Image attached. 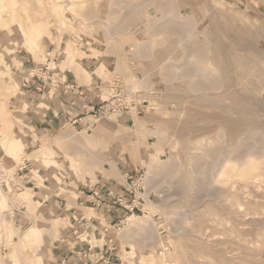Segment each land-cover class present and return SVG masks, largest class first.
Returning <instances> with one entry per match:
<instances>
[{"label":"rangeland","instance_id":"obj_1","mask_svg":"<svg viewBox=\"0 0 264 264\" xmlns=\"http://www.w3.org/2000/svg\"><path fill=\"white\" fill-rule=\"evenodd\" d=\"M159 1L161 0L155 2L151 0L150 2L148 0H1L0 133L3 126L7 127L8 146L0 144V170H10L15 178L14 181L17 180L13 183H18L24 194L40 202L37 211L34 212L33 209L30 211L29 207L22 205L19 201L21 196L17 198L15 193L10 195L14 202V211H12L11 222L6 229L8 240L17 244L18 239L14 232L24 233L32 226L36 218L41 219L44 227L43 233L34 237L37 242L27 245L25 252L21 255L23 264H39L34 258L36 248H33V245L39 247L40 243H44L46 247L45 260L47 261L45 264L55 263L52 258L55 252L53 241H57V237L61 234L59 227L63 226L67 219L63 218L64 213L60 210H57L53 216L46 212H53L64 206L66 210L69 209L74 204L79 189L83 186L91 187L96 182L106 180L108 183H116L115 190H121L126 194L127 201L122 202V205L128 211L122 219L115 224L113 222L108 229L106 248H109L108 252L112 253L111 262L128 264L124 257L126 254H131L135 257L134 264H141L139 253H147L152 257H163L162 264H186L187 258H192L193 261L197 259V264H216V256L219 255L217 251L221 247L225 250L223 249L224 253L219 257H225L231 262L235 261V263L232 262L233 264H237L238 259H243L239 257L246 258L247 255L251 256L249 257L251 264L264 263V234H260L264 231V182L258 181L253 186L247 187L246 191L240 188L238 178L232 179V183L227 187L216 183L217 185L213 184L214 187L209 186L208 188V185L204 184L207 181L204 179L205 173L201 167L215 164L214 155L208 152L224 150L223 153H225L232 150V147L235 148V144L231 148L227 146L229 143H225L226 139L213 137L216 131L209 134L212 139L206 142L204 153L200 150L198 152L186 150L188 140L200 136V132L196 131L203 126L202 121L198 119L199 114L211 116L216 111L221 114L225 113L219 108L206 107L205 109L198 101L200 96L219 95L222 88L214 92L213 90L195 91L191 86L196 83L207 86L216 82L217 78L219 80L220 65L218 64L220 63L224 64L223 66L227 64L225 67L229 69L225 72L226 74H223L224 80L227 79L232 84L239 81V71L231 63L230 56L219 48L230 49L231 47L230 51L233 50L232 52L244 56L252 45V47L255 46L254 49H257L251 50L253 55H260L264 59V0H163L162 4L169 3L168 7L166 5L161 8H159ZM4 20L8 24L10 21L11 24L6 29H1V23ZM17 25L26 31L19 30ZM30 25L36 31L34 36L26 33ZM163 25L182 27L183 31L181 33L174 32V30L169 32L168 28L164 30ZM32 37L37 42L36 46L30 50L25 42ZM193 45L197 48L196 50L199 49V54L204 58L201 62L197 57L189 55L190 50L188 49ZM53 48L59 53L60 70L70 68L80 82H88L89 74L81 68L77 60L94 57L111 62L107 63L109 66L104 63L96 72L101 79L97 85L98 96L100 100H103L101 105L105 106V111H99L101 114L97 112L100 105L89 114L80 116L85 119L76 118L81 121L75 125L66 126L59 133L46 135L33 132L32 128L26 124L23 117V113L27 112L26 102L21 112H14L11 107L10 98L17 92L11 68L18 65L19 56L32 57L35 62H42L43 59H39L38 56L44 55L45 51L51 53ZM217 59L221 62L217 63ZM257 64L252 65L250 70L255 76V73L260 72L259 76L253 78L255 81L250 80V86L247 83L245 87L248 89L264 83V62ZM254 66L260 71L255 72ZM113 80L117 83L113 84ZM261 94L264 102V93ZM263 110L264 105L260 110L261 119L264 121ZM79 123L80 126H78ZM212 129L210 127L207 131ZM149 131L156 134L151 135ZM242 137L237 144L242 145L243 143V145L250 146L260 138L258 135H247V133ZM75 139L81 140L82 146L72 144ZM43 143L51 144L47 157L55 163L54 166L37 167L30 161L28 162L26 155L40 150ZM8 148L10 153L7 152ZM181 150L185 153L182 154ZM85 151L103 160L104 164L97 163L95 158L84 157L83 152ZM151 155L156 158L152 165L148 163ZM22 160H25L23 165ZM126 171L130 173L129 177L125 178ZM48 173L61 179L57 186L63 187L66 197H62L60 192L51 185ZM186 176L192 178L185 179ZM235 181L239 185H235L237 183ZM3 185L2 183V189H5ZM154 185L155 189H153ZM219 185L230 189L225 191L226 193L223 192L227 196H220ZM255 185H257L256 188H254ZM232 187L239 188L233 189ZM232 192H238L241 207L238 205L231 207ZM96 193L97 202L101 199L99 193ZM246 195H250L249 198ZM226 197H230V200ZM222 198L224 199L221 203ZM198 199L205 200L203 203L214 201L215 206L213 207L216 209L211 205H206V207ZM255 201L257 206H254ZM206 208L209 209L204 210ZM46 209L47 211H44ZM87 211L90 217L93 216L91 210ZM131 216L137 219L134 226H137V229L132 228L131 230L126 221ZM251 216L252 218H249ZM242 217L245 221H241ZM93 218L102 222L101 218L96 216ZM202 223L203 226H201L205 230L201 228L199 234L192 236L191 229L196 224ZM255 230L259 231L260 236H256L258 234H255ZM152 235H155V238ZM85 238L90 241L91 246L103 244V241L98 242L87 236ZM98 238L96 236V239ZM152 238L155 240L151 241ZM242 241H247L248 245L243 242L245 247L243 243L240 247L239 242ZM4 243L3 237L0 236V264L2 262L18 264L3 258L9 252V246ZM179 244L183 250H180ZM243 247L249 249L245 251ZM152 249L154 251H151ZM168 249L170 252L167 251ZM194 249L200 250L201 255L203 251H207L205 253L210 257L203 256L204 254L202 257L197 252L194 253ZM227 250L232 254H229ZM150 251L152 254H149ZM233 252L235 254L237 252L239 257L237 258ZM198 255L202 258L199 256L201 258L199 259ZM230 257L235 259H230Z\"/></svg>","mask_w":264,"mask_h":264},{"label":"bare ground","instance_id":"obj_2","mask_svg":"<svg viewBox=\"0 0 264 264\" xmlns=\"http://www.w3.org/2000/svg\"><path fill=\"white\" fill-rule=\"evenodd\" d=\"M30 1V0H28ZM113 1V0H112ZM119 1V0H118ZM147 1V0H146ZM150 2V0H148ZM153 2L157 1V0H151ZM162 1H159V8L161 7H164L166 6L169 2H166L164 4H162ZM217 1V0H216ZM1 2V0H0ZM116 2V1H115ZM148 2V3H149ZM215 2V1H213ZM221 2V1H220ZM119 3V2H118ZM122 3V2H121ZM173 4V2H171ZM231 3V2H230ZM212 4V7H213V3L211 2ZM215 4V3H214ZM1 6V5H0ZM126 6V5H125ZM145 6V5H144ZM217 6V5H216ZM26 7V6H25ZM112 7V6H111ZM127 7V6H126ZM143 7V6H142ZM148 7V6H147ZM168 7V5H167ZM149 8V7H148ZM166 8V7H165ZM172 8V7H171ZM30 9V8H29ZM33 9V8H32ZM150 9V8H149ZM216 9V8H215ZM23 10V9H22ZM31 10V9H30ZM169 10V9H168ZM206 10V9H205ZM26 11V10H25ZM29 11V10H27ZM40 11V10H39ZM134 11V10H133ZM17 12V11H16ZM143 12V11H142ZM158 12V11H157ZM12 13L14 14V12L12 11ZM32 13V12H31ZM30 13V14H31ZM155 13V12H154ZM234 13V12H233ZM132 14V13H131ZM175 14V13H174ZM216 14V13H215ZM118 15V14H117ZM130 15V14H128ZM156 15V14H155ZM258 15V14H257ZM17 17V16H16ZM32 17V16H31ZM142 17V16H140ZM30 18V17H29ZM92 18V16H91ZM128 18V17H127ZM126 18V19H127ZM125 19V18H124ZM211 19V18H210ZM130 20V19H129ZM98 21V20H97ZM213 21V20H212ZM99 22V21H98ZM208 22V21H207ZM210 22V21H209ZM121 23V22H120ZM125 23V22H124ZM127 23V22H126ZM11 24V22L9 21V24L4 20L2 23H1V29H6L9 25ZM93 24V23H92ZM135 24V23H134ZM210 24V23H209ZM120 25V24H119ZM118 25V26H119ZM122 25V23H121ZM138 25V24H136ZM135 25V26H136ZM18 29L19 30H22L23 32L26 31V29H21L19 28V25H17ZM24 27V26H23ZM122 27V26H121ZM162 27V26H161ZM161 27H160V30H161ZM108 28V27H107ZM143 28V27H141ZM163 28L164 30L168 28V31H173L174 32H178V33H181L183 31L182 27H172V26H166V25H163ZM214 28V27H213ZM118 29V28H117ZM11 30V29H8V31ZM110 30V29H108ZM107 30V31H108ZM121 30V29H120ZM210 30V29H209ZM12 31V30H11ZM134 31V30H133ZM150 31V30H149ZM123 32V31H122ZM154 32V31H153ZM186 32V31H185ZM27 34L31 35V36H34L36 35V31L33 30L32 28V25L28 26V30L26 32ZM111 33V32H110ZM151 33V32H150ZM155 33V32H154ZM232 33V32H231ZM177 34V33H176ZM259 34V33H258ZM159 35V34H158ZM191 35V34H190ZM189 35V36H190ZM221 35V34H220ZM255 35V34H254ZM257 35V33H256ZM224 36V35H223ZM171 37V36H170ZM119 38V37H118ZM188 38V36H187ZM188 40V39H186ZM193 40V39H192ZM229 40V39H228ZM238 40V38H237ZM36 42L37 40H33V37L31 39H28L27 42H25V44L28 45L29 49L32 50V48L34 46H36ZM216 42V41H215ZM236 42V41H235ZM217 43V42H216ZM187 44V43H186ZM238 44V43H237ZM254 44V43H253ZM218 44H216V47H217ZM195 45L191 46L188 51H189V55L190 57H194L195 58L197 57V59L200 60V62L202 60H204L203 56L199 54V49L196 50L197 48L194 47ZM241 46V44H240ZM124 47V46H123ZM219 47V46H218ZM217 47V48H218ZM230 47V46H228ZM243 47V46H242ZM255 46L252 47H249L248 49V53H246V55L244 56H241L240 53H235V52H232L230 51V49H232L230 47V49L228 48H224V47H221L219 48L221 51H224L225 53H228V55L230 56V61L232 64H234V66L237 68V70L239 71V81L236 83V84H232V83H229V81L226 79L224 80V76L223 74H226L225 72L229 69H227L225 66H223L224 64L220 63L222 60L220 58V60H216V62L220 63L218 65H220V67L218 65H216L217 67H219V80L217 78V80H215L216 82H213L212 84H209L207 86H204V84H200V83H196L194 84L193 86H191L192 89H195V91H205V90H213L214 91H219L220 88H222V92L219 94V95H216V96H200L198 98V101H200L199 103H201V106H203V108L206 109V107H209L210 109H221V111H224L225 113L221 114L219 111H216L214 112L211 116H205V115H200L199 114V117L198 119L200 121H202L203 123V126H201L200 128H198L196 131L197 132H200V136H197V137H194L193 139H189L188 140V148H186V150H192V151H197L200 150L201 153H204L205 152V147H206V142H208L209 140L212 139V137L209 135L211 134V132H214L213 133V137H219V138H222V139H226V144L227 142L229 144H227V146L229 145L230 148L232 145L235 144V148L233 149L232 147V150H229V151H226L225 153L224 150L221 151V150H214V152H208V154H213L214 155V162L215 164L213 165V163L210 165V166H202L201 169L204 171L205 173V178L206 179V183H204L205 185H208V188H210L209 186H213V184H223L227 187L228 184H231L232 183V179L234 178H238L239 181H240V185L237 181L236 184H238L239 186H241L240 188H244L243 190L246 191V188L247 187H250V186H253L256 182L258 181H262L264 182V121L261 119L262 118V114L260 115V110L262 109V106L264 105V102H263V97L261 99V96L262 94L261 93H264V83L261 84V86H255V87H250L249 89L246 88L245 86H247V83L248 85L250 84V80H252L253 78L255 77H258L259 76V73L258 71H260V69L256 70V66H254V70L255 72H258V73H255L256 76L254 75V72H252L250 69H252V65H255L257 63H261V62H264V59H262L261 57L262 56H256V55H253V53L251 52L252 49H254ZM245 48V47H244ZM243 49V48H242ZM241 49V50H242ZM256 49V48H255ZM254 49V50H255ZM235 50V49H234ZM257 50V49H256ZM147 51V50H146ZM244 51V50H243ZM246 51V50H245ZM244 51V52H245ZM242 52V51H241ZM218 53V52H217ZM238 54V55H237ZM245 54V53H244ZM240 55V56H239ZM134 56V55H133ZM142 56V55H141ZM218 56V54L216 55ZM222 56V54H221ZM212 56H210L211 58ZM209 58V59H210ZM218 58V57H217ZM223 58V57H222ZM212 60V58L210 59ZM225 60V59H224ZM207 61V60H206ZM226 61V60H225ZM224 61V62H225ZM188 62V61H187ZM227 62V61H226ZM231 64V65H232ZM251 65V66H250ZM258 65V64H257ZM189 68V67H187ZM165 69V68H164ZM193 73V72H192ZM264 73V72H263ZM228 75V74H227ZM261 75V74H260ZM263 76V75H262ZM197 77V76H196ZM231 77V76H230ZM229 78V77H228ZM263 78V77H262ZM259 79V78H258ZM255 81V79H253ZM264 80V78H263ZM152 81V79H151ZM260 81V80H259ZM140 82V81H139ZM147 83V82H146ZM163 84V82H161ZM204 83V82H203ZM258 83V82H257ZM165 84V82H164ZM206 85V84H205ZM251 85V84H250ZM249 85V86H250ZM166 86V85H165ZM145 87V86H144ZM150 87V86H149ZM183 90V89H182ZM177 91V90H176ZM149 93V92H148ZM154 94V93H153ZM198 94V93H196ZM200 94V93H199ZM205 94V92H204ZM203 95V94H202ZM195 103V101H194ZM197 103V102H196ZM207 108V109H209ZM264 111V110H263ZM262 113V112H261ZM121 116V115H120ZM122 117V116H121ZM264 117V116H263ZM117 118V117H116ZM115 120V119H114ZM210 127H212L213 129L210 130V131H207ZM195 131V132H196ZM148 133V132H147ZM149 133L152 135L154 134L155 132L153 131H149ZM258 135L260 138L257 142H255L253 145H241L240 144H237L238 140L240 141L241 138H243L242 136L243 135ZM8 130H7V127L3 126L2 127V130H1V133H0V144L2 145H7L8 146V140L6 139L8 136ZM156 134V133H155ZM164 137V136H162ZM20 138V137H18ZM71 138V137H70ZM257 138V137H256ZM21 139V138H20ZM22 140V139H21ZM242 140V139H241ZM246 139H244L245 141ZM17 141H20L17 139ZM248 141V139H247ZM246 141V142H247ZM21 142V141H20ZM73 142V143H72ZM71 143L72 144H83L82 141L80 140H73ZM223 143V142H222ZM249 143V142H248ZM225 144V145H226ZM247 144V143H245ZM79 145V146H80ZM82 146V145H81ZM186 146V145H184ZM51 148V144H48V143H43L42 146H41V149L40 150H36L34 151L32 154H27L26 156H28V162L30 161V163H33V165L35 164L37 167H40L41 165H44V166H48V167H51L52 165L54 166V162L49 158L47 157L48 154H49V150ZM78 149V148H77ZM223 149V148H221ZM10 149L8 148L7 149V152L10 153L9 151ZM192 152V154L194 153ZM181 153L184 154L185 151L184 150H181ZM191 154V152H189ZM188 153V154H189ZM46 154V156H45ZM83 155L84 157H91V158H95L94 160L99 163V164H104V161L103 160H100L96 157H94L93 155H90L88 152H83ZM177 155V154H176ZM198 155V154H197ZM191 157V156H190ZM189 157V158H190ZM197 157V156H196ZM176 158V157H175ZM179 158V157H178ZM187 158V157H186ZM92 159V160H93ZM180 159V158H179ZM188 159V158H187ZM82 160V159H81ZM84 162H85V159H83ZM156 158L153 157L152 155L149 157L148 159V163L149 164H153L155 162ZM213 160V159H212ZM25 160H22V165H23V162ZM179 161V160H178ZM82 162V161H81ZM182 162V161H181ZM184 163L185 160H184ZM189 163V162H188ZM195 163V162H194ZM108 164V163H107ZM181 164V163H180ZM191 164V162H190ZM178 165H179V162H178ZM20 166V165H19ZM31 166V165H30ZM109 166V164H108ZM188 166V165H187ZM56 167V166H55ZM177 167V166H176ZM191 167V166H190ZM175 169V167H174ZM191 169V168H190ZM37 170V169H36ZM112 170H114V168H112ZM177 170V168H176ZM172 172V171H171ZM192 172V170H191ZM32 177V175H31ZM61 177V176H60ZM189 178H192V177H189V176H186L185 179H189ZM15 178H13L12 176V172L10 170H7V169H1L0 170V236L3 237V240L5 241L4 244H6L7 246H9V252L8 254L4 255L3 258L7 261V260H11V261H15L16 263L18 264H23L22 260H21V255L25 252L26 250V247L27 245H30V244H34L36 243L37 241L35 240V236L37 235H41L43 233V223L41 221V219L39 218H36L34 220V223L32 224V226L30 228H28L24 233L20 234L18 231L14 232L15 236H17V244H13L11 243L10 240H8V235H7V227L9 225V223L11 222V216H12V211H14V202H13V199L11 198V194L12 193H15L16 194V197L18 198V196L20 197V200L22 205H26L27 207L30 208V211L33 209L34 212L37 211V207L40 205V202H36L35 200L32 199V197L24 194V192L22 191V187H20V185H18V183H15L17 185H15L13 183ZM48 179L51 183V185L55 188V190H57L58 192H60L61 196L62 197H66V191L63 189V187H58L57 184L59 181H61V179H59L57 176L53 175V174H50L48 173ZM17 180H15L14 182H16ZM193 181V180H192ZM171 182V181H170ZM203 182V181H202ZM2 183L4 184L3 186L5 187V189H2ZM37 183V182H35ZM164 183V182H163ZM180 183V182H179ZM182 183V182H181ZM233 183V184H234ZM40 184V182L38 183ZM160 184V183H159ZM162 184V183H161ZM36 185V184H35ZM163 185V184H162ZM181 185V184H180ZM217 185V184H216ZM262 185V184H261ZM39 186V185H38ZM152 186V185H151ZM179 186V185H178ZM257 185H255L254 188H256ZM159 187V185L157 186V188ZM170 187V186H168ZM214 187V186H213ZM217 187V186H216ZM220 189H219V194H221L220 196L223 197V192L227 191L229 188H224L223 186L219 185ZM223 187V188H222ZM229 187V186H228ZM156 186L154 185V188L155 189ZM175 188V187H174ZM181 188V187H180ZM233 188V187H232ZM236 188V187H235ZM233 188V189H235ZM239 188V187H238ZM236 188V189H238ZM253 188V187H252ZM47 189V188H46ZM163 189V188H162ZM186 189V188H185ZM232 189V190H233ZM164 190V189H163ZM182 190V189H181ZM230 190V189H229ZM23 193H22V192ZM152 191V190H150ZM166 191V190H164ZM238 191V190H237ZM240 191V189H239ZM254 191V189H253ZM259 191V190H258ZM263 191V190H262ZM163 192V191H162ZM202 192V191H201ZM231 192V191H230ZM244 192V191H243ZM226 193V192H225ZM242 193V192H240ZM21 194V195H20ZM244 194V193H242ZM249 194V193H247ZM254 194V192H253ZM257 194V193H255ZM205 195V194H204ZM261 195L262 192H261ZM224 196H227V194H225ZM247 196V195H246ZM250 196V195H249ZM249 196H247V198H249ZM198 197V196H197ZM231 197V198H230ZM229 199L230 200V203H231V207H236L237 205L241 207V201H239V197H238V192H235L231 194ZM243 197V196H242ZM225 198V197H224ZM221 199V203L223 202V199ZM253 198V197H252ZM172 200V199H171ZM199 200V199H198ZM242 200V199H240ZM252 200V199H251ZM258 200V199H257ZM261 200V199H260ZM201 200H199L200 202ZM203 201L205 200H202L200 203L204 204L205 206L208 205V206H215L214 205V201L212 202H207V203H203ZM250 201V200H248ZM172 202V201H171ZM261 202V201H260ZM20 203V202H19ZM35 203H38V205H35ZM169 203V202H168ZM182 203V202H181ZM198 204V203H197ZM219 204V203H217ZM216 204V205H217ZM244 204V203H242ZM254 204V203H253ZM255 204H256V201H255ZM183 206V204H182ZM254 206H257L254 205ZM23 207V206H22ZM36 207V208H35ZM187 207V206H186ZM198 207V206H197ZM207 207V206H206ZM217 207V206H216ZM263 207V206H262ZM17 208V207H16ZM165 208V207H164ZM205 208V207H204ZM215 208V207H213ZM209 208H206L204 210H207ZM216 209V208H215ZM218 209V207H217ZM233 209V208H232ZM245 209V208H244ZM32 210V211H33ZM162 210V209H161ZM211 211H213V209L210 208ZM209 210V211H210ZM221 210V209H220ZM220 210H217V212ZM226 210V209H225ZM242 210V209H241ZM260 210V209H259ZM26 211V210H25ZM187 211V210H186ZM232 211V210H231ZM262 211V210H260ZM264 211V210H263ZM185 212V211H184ZM225 212V211H224ZM223 212V213H224ZM233 212V211H232ZM234 213H237V212H234ZM251 213V212H250ZM253 213V212H252ZM29 214V213H28ZM209 215V213H207ZM212 214V212H211ZM216 214V213H215ZM221 214V213H220ZM227 214V213H226ZM239 214V213H238ZM244 214V212H243ZM254 216H255V213H253ZM263 214V213H262ZM217 215V214H216ZM222 215V214H221ZM250 215V214H249ZM260 215V214H259ZM218 216V215H217ZM224 217H226L225 215H223ZM222 216V217H223ZM237 216V215H235ZM244 216V215H243ZM248 217V216H247ZM30 218V217H29ZM35 218V216H34ZM192 218V217H191ZM243 218V217H242ZM246 218V217H245ZM249 218H252L249 217ZM32 220V219H31ZM137 219L133 216L131 217H128L127 218V222L129 223V227H131V230L132 228H136L134 227L135 226V221ZM233 220V219H232ZM150 221V220H148ZM211 221V220H210ZM241 221H245V219L243 218ZM142 222V221H141ZM139 222V223H141ZM147 222V221H146ZM188 222V221H187ZM238 222V221H237ZM252 221H250L251 223ZM224 223V222H223ZM241 223V222H240ZM221 224V223H220ZM139 225V224H138ZM146 225V224H145ZM203 226V223L202 224H196L192 229H191V235L194 236L196 234H199V232L201 231V228H203L205 230ZM238 225V224H237ZM153 226V225H152ZM151 226V227H152ZM190 226V225H189ZM192 226V225H191ZM231 226V225H230ZM148 227V226H147ZM222 227V226H221ZM236 227V226H235ZM264 227V226H263ZM243 228V227H242ZM46 229V228H45ZM137 229V228H136ZM228 229V228H227ZM232 229V228H231ZM238 229V228H236ZM233 230V229H232ZM123 231V230H122ZM134 231V230H133ZM150 231H151V228H150ZM153 231V230H152ZM239 231V230H238ZM256 231V230H255ZM155 232V231H154ZM216 232V231H215ZM233 232V231H232ZM253 232V231H252ZM259 232V231H258ZM256 231L255 234H258L256 236H260L259 233ZM150 233V232H149ZM180 233V232H179ZM219 233V232H218ZM217 233V234H218ZM158 234V233H156ZM182 234V233H181ZM188 234V233H186ZM221 234V233H220ZM225 234V233H224ZM228 234V233H227ZM234 234V233H233ZM236 234V233H235ZM254 234V235H255ZM260 234H264V231L262 233V231L260 232ZM240 235V234H239ZM125 236V235H124ZM153 236V235H152ZM155 236V235H154ZM153 236V237H154ZM179 236V235H178ZM190 236V235H189ZM217 236V235H216ZM225 236V235H224ZM230 236V235H229ZM264 236V235H263ZM188 237V236H187ZM196 237V236H195ZM198 237V235H197ZM221 237V235L219 236ZM228 237V236H227ZM231 237V236H230ZM239 237V236H238ZM155 238V237H154ZM152 238L151 241L154 239ZM159 237H157L158 239ZM242 238V235L240 236V239ZM259 238V237H257ZM261 238V237H260ZM124 239V238H123ZM127 239V238H126ZM147 239V238H146ZM150 239V238H149ZM225 239V238H224ZM232 239V238H231ZM125 240V239H124ZM128 240V239H127ZM148 240V239H147ZM155 240V239H154ZM189 240V239H188ZM192 240V239H191ZM242 240V239H241ZM240 240V241H241ZM247 240V239H246ZM254 240V239H253ZM260 240V239H259ZM131 241V240H130ZM158 241V240H157ZM190 241V240H189ZM194 241V240H193ZM239 241V239H238ZM256 241V240H255ZM254 241V243H255ZM128 242V241H127ZM147 242V241H145ZM154 242V241H153ZM181 242V241H179ZM192 242V241H191ZM244 241L242 242H239L240 244L243 243ZM246 244H247V241H245ZM244 242V243H245ZM249 242V241H248ZM260 242H262V240H260ZM259 242V244H260ZM235 243V242H234ZM243 243V245H244ZM258 243V242H256ZM137 244V243H136ZM183 245V243H181ZM181 244L180 245V250L182 249L181 247ZM191 244V243H190ZM189 244V245H190ZM205 244V243H204ZM233 244V243H232ZM264 244V242H263ZM156 245V244H154ZM186 245V244H185ZM184 245V246H185ZM216 245V244H215ZM221 245V244H219ZM218 245V246H219ZM237 245V243L235 244ZM242 244L239 245L240 247L243 246ZM248 245V244H247ZM262 246V243L260 244ZM38 245H33V248H36L34 250V258H35V261L38 262L39 264H45L47 260H45V257H46V247H45V244L44 243H40L39 244V247H37ZM145 246V245H144ZM197 246V245H195ZM146 247V246H145ZM179 247V246H178ZM193 247V246H192ZM199 247V246H197ZM220 247V246H219ZM235 247V246H234ZM239 247V248H240ZM245 247V245H244ZM243 247V248H244ZM140 248V246H139ZM141 248L144 249L143 246H141ZM187 248V247H186ZM190 248V247H189ZM194 248V247H193ZM200 248V247H199ZM226 248V247H225ZM238 248V247H237ZM238 248V249H239ZM248 248V247H247ZM247 248H244L245 251ZM135 249V248H134ZM218 249V248H217ZM224 248H219V251H217V255L219 254H222L224 253L223 251ZM234 249V248H233ZM241 249V248H240ZM249 249V248H248ZM252 249V248H251ZM165 250V249H164ZM183 250V249H182ZM225 250V249H224ZM242 250V249H241ZM254 250V249H253ZM251 250V251H253ZM151 251H154L153 249ZM150 251V252H151ZM168 252L169 249L167 250ZM195 251V252H194ZM194 253L197 252V254H200V250L196 251V249H194ZM203 251V250H202ZM228 251V250H227ZM250 251V252H251ZM262 251V250H261ZM192 252V251H190ZM204 253H202L203 256H206L207 254L205 252L207 251H203ZM230 251H228L229 253ZM256 252V250H255ZM264 252V251H263ZM139 253V251H138ZM240 253V252H239ZM248 253V252H246ZM259 253V251H258ZM149 254H152L149 253ZM170 254V253H168ZM188 254V253H187ZM190 254V253H189ZM229 254H232L229 253ZM234 255L237 256V252L236 254L233 252ZM244 254V253H243ZM261 254V253H260ZM264 254V253H263ZM161 255V254H160ZM201 255V254H200ZM198 255V258L201 259L202 257ZM216 255V254H215ZM218 257L216 256L217 260L215 261L216 264H230L232 263L231 260H226L225 257ZM227 255V254H226ZM246 255V254H244ZM255 255V254H254ZM24 256V255H23ZM163 256V254H162ZM183 256H186V255H183ZM194 256V255H193ZM201 258H200V257ZM209 256V255H207ZM233 256V255H232ZM256 256V255H255ZM210 257V256H209ZM215 258V256H213ZM239 256H237L238 258ZM246 257V256H245ZM251 257V256H249ZM249 257L247 255L246 258L244 257H239L240 259L243 258L242 260H239L238 259V263H242L244 262V264H251V260L249 261ZM262 257V256H261ZM126 259V262L128 264H134L135 263V257L131 254H126L125 257ZM187 258V257H186ZM205 258V257H204ZM215 258V259H216ZM226 258H228L226 256ZM248 258V259H247ZM254 258V257H253ZM258 258V257H257ZM255 258V259H257ZM139 259H140V262L141 264H162V262H164V259L163 257H155V256H150V255H147L146 254H141L139 253ZM146 259H147V262H146ZM192 259V258H191ZM189 258L184 259L186 260V264H195L197 262V259L196 261L194 262L193 260H191ZM229 259V258H228ZM230 259H235L234 257H230ZM219 260V262H218ZM206 261V260H205ZM240 261V262H239ZM263 261V260H262ZM230 262V263H229ZM254 262V261H252ZM202 263V262H201ZM210 263V262H209ZM235 263V261L233 262ZM232 263V264H233ZM236 263H237V260H236ZM237 263V264H238ZM2 264H4V262H2ZM173 264V263H172ZM197 264V263H196ZM200 264V263H199ZM253 264V263H252ZM257 264H260L257 262ZM264 264V263H263Z\"/></svg>","mask_w":264,"mask_h":264},{"label":"crops","instance_id":"obj_3","mask_svg":"<svg viewBox=\"0 0 264 264\" xmlns=\"http://www.w3.org/2000/svg\"><path fill=\"white\" fill-rule=\"evenodd\" d=\"M47 52L49 51L38 56L39 59H43L42 62H35L32 57L27 56L17 58L18 65L11 68L17 92L10 98V102L14 112H21L26 102L27 112L23 113L26 124L33 132L50 135L72 125L71 122L78 117L85 119L80 116L89 114L102 104L103 100L99 99L97 90L101 79L96 72L101 65L111 61L98 60L94 57L79 59L77 60L79 65L89 74L88 82H80L70 68L62 71L59 68L58 75L52 78L56 83L47 84L37 90L36 86L39 83L30 78V74L34 67L41 68L49 64L46 58ZM58 54V50L55 51L53 48L51 56L56 57ZM129 173L130 171H126L124 177H129ZM115 189L116 183H108L107 180L96 182L91 187L83 186L69 209L66 210L64 206L62 209L46 212L53 216L57 210H60L64 213L63 218L67 219V222L59 227L61 234L57 237V241H53L54 264H115L110 260L112 253L106 248L108 229L113 222L115 224L128 213L127 208L122 205L126 200V194ZM95 191L99 193L100 201L96 202L93 195ZM87 210H91L93 216L90 217ZM94 216L101 218L102 222L95 220ZM85 236L98 242L103 241V244L91 246ZM96 236L99 238L96 239Z\"/></svg>","mask_w":264,"mask_h":264},{"label":"built area","instance_id":"obj_4","mask_svg":"<svg viewBox=\"0 0 264 264\" xmlns=\"http://www.w3.org/2000/svg\"><path fill=\"white\" fill-rule=\"evenodd\" d=\"M46 58L49 60L48 65H43L41 68H35L31 71L30 78L34 79L36 82L39 83V85L36 86L37 90L42 89L43 86H46L47 84H54L56 81L52 80L54 76H57L59 73V65H58V56L52 57L51 53L46 54ZM117 83V81L113 80V84ZM105 111V106L101 105V107L98 108L97 112L99 111ZM96 114V113H95ZM101 114V113H100ZM81 120L74 119L71 124L75 125L77 122H80ZM80 126V123L78 124ZM28 163V162H26ZM25 163V165H27ZM94 197H97V193H93Z\"/></svg>","mask_w":264,"mask_h":264}]
</instances>
